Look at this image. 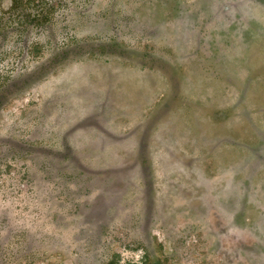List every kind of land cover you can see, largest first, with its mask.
<instances>
[{"label":"rangeland","instance_id":"obj_1","mask_svg":"<svg viewBox=\"0 0 264 264\" xmlns=\"http://www.w3.org/2000/svg\"><path fill=\"white\" fill-rule=\"evenodd\" d=\"M0 264H264V0H0Z\"/></svg>","mask_w":264,"mask_h":264}]
</instances>
